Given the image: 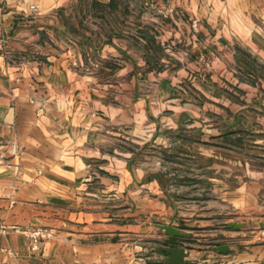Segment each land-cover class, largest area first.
<instances>
[{"label":"crops","instance_id":"crops-1","mask_svg":"<svg viewBox=\"0 0 264 264\" xmlns=\"http://www.w3.org/2000/svg\"><path fill=\"white\" fill-rule=\"evenodd\" d=\"M124 1L4 0L0 8V223L55 230L37 251L21 234L0 235V264H168L161 225L187 236L177 246L184 264H264L261 186L243 185L242 201H228L262 215L251 240L240 249L246 233L227 231L233 240L209 246L220 233L215 208L226 201L215 176L205 189L214 168L204 160L214 167L215 153L181 134L203 128L205 114L220 129L221 105L202 99L222 96L223 75L244 85L233 74L241 50L264 65V0H127L131 9ZM205 64L188 87L196 106L180 98V83ZM169 184L202 194L180 199ZM205 190L214 193L207 201ZM221 246L228 250H214Z\"/></svg>","mask_w":264,"mask_h":264},{"label":"rangeland","instance_id":"rangeland-1","mask_svg":"<svg viewBox=\"0 0 264 264\" xmlns=\"http://www.w3.org/2000/svg\"><path fill=\"white\" fill-rule=\"evenodd\" d=\"M124 2L125 6H123V8H132L130 7L132 1L125 0ZM144 3L145 1H142L141 6L148 8L149 5H144ZM0 8H5L4 0H0ZM30 8L32 11H36L38 7L37 5H32ZM0 43L2 46L5 45L4 36L0 37ZM1 51L5 59H10L5 47H2ZM251 53H246L243 50L238 53V68L234 69L235 73L233 72V74L238 76L239 82H242L244 85L237 87L230 84L233 82L230 81L226 75H223L215 82V84L219 85L218 89L221 90L222 96H220V98L215 96V100H212V96H206L202 99L205 105H212L213 103L215 105H221V112H219L221 116L220 129L217 130L216 126L215 128L212 126L214 120L211 116H206V114L203 116L204 119L202 118V131L201 129L196 131L186 127L182 128L184 133L181 134L186 136L191 143L195 142L194 144H202L206 147L205 150L209 151L208 148H210L211 151L215 153L214 167L211 165L212 161L207 159L204 160L205 168H214L213 175L208 174L207 170L205 172V189H207V182L212 184V176H215V184L217 181H220L221 185L220 197L222 200H226L219 201L220 210L218 215H216L215 208L216 222L214 223V230H220V233H218L216 237L211 238V241L208 243L209 246H215L233 240L234 238H231L227 231H242L246 233L247 236L241 239L242 244H237V247L240 249L245 246L244 243L246 241H250L252 236H254L256 229H254L253 221L257 220V218L262 215L252 212L246 215L244 212H241L240 209H233L228 206L229 199L238 203L242 201L245 194L240 191L239 188L243 187V185L246 186V184H249L251 186V184H258L261 186L256 192V205L264 208V65H262L259 59H256V57H258L257 53ZM163 65L164 64L161 66ZM195 66L196 71L191 73L187 80L181 81L180 88L182 90L179 91L182 100L186 99L187 103H193L197 106V103L201 100L199 98L197 99L196 96L189 97L188 87L195 82L196 78L203 75L204 72H201V70L206 68V64ZM205 80L206 82L209 81L207 78H205ZM224 93H229V98L223 96ZM228 100L234 104V107L230 108L227 102ZM209 112V114H212V111ZM213 130L215 131L213 132ZM200 136L203 137V142L200 141ZM194 144L189 146L190 149L195 147ZM126 150L132 152L133 148L131 146H126ZM218 153H220V155ZM188 161V173L194 174L192 169L196 167L195 161L191 159ZM172 163L174 164L175 161H172ZM250 172L259 174L253 176ZM198 178H200V175H198ZM188 179L189 181L195 180L196 176L189 175ZM182 180H184V178H181V181ZM168 190L171 191L175 197L180 199L187 198L188 200H191L193 196H201L202 194L200 188L199 191L194 192H190V190L182 191L181 187L179 188V186L175 184L170 185ZM211 194L214 193L205 190V201L211 197ZM215 196H217L216 192ZM204 206H207V203H205ZM204 211L207 212V208H205ZM227 220L242 223L243 229L228 230L226 228ZM218 221L220 223L217 224Z\"/></svg>","mask_w":264,"mask_h":264},{"label":"water","instance_id":"water-1","mask_svg":"<svg viewBox=\"0 0 264 264\" xmlns=\"http://www.w3.org/2000/svg\"><path fill=\"white\" fill-rule=\"evenodd\" d=\"M166 235L167 239L163 242V246L158 249L159 252L166 256V262L168 264H184L183 259L187 256L183 249L177 248L181 243L187 241V236L180 233L177 229L171 226H159ZM218 253H225L228 249L227 247H217L214 249Z\"/></svg>","mask_w":264,"mask_h":264},{"label":"built area","instance_id":"built-area-1","mask_svg":"<svg viewBox=\"0 0 264 264\" xmlns=\"http://www.w3.org/2000/svg\"><path fill=\"white\" fill-rule=\"evenodd\" d=\"M193 27H195L194 22ZM8 233H16L25 236L30 241V250L37 251L42 241H47L54 237L55 230L49 227H20L17 225H5L4 223H0V235H6Z\"/></svg>","mask_w":264,"mask_h":264}]
</instances>
